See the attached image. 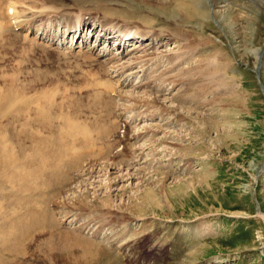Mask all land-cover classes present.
Returning <instances> with one entry per match:
<instances>
[{
    "label": "rangeland",
    "instance_id": "rangeland-1",
    "mask_svg": "<svg viewBox=\"0 0 264 264\" xmlns=\"http://www.w3.org/2000/svg\"><path fill=\"white\" fill-rule=\"evenodd\" d=\"M29 1L32 6L23 1H18L16 9L13 6L17 14L11 15L4 10L5 14L0 19L4 22L2 29L18 33L21 20L26 22L35 18L36 23L40 21L43 14L31 10L43 6L41 1ZM98 1L101 3L97 4ZM177 1L167 0V5L160 6L145 0H62L60 9L72 5L80 14L94 12L100 20L118 19L119 24L131 29L132 33L142 35L143 40L130 42L123 54L120 55L118 48L111 52L118 51L117 57L129 62L120 67L128 66V71L132 68L121 79V89L116 86L122 92L115 96L119 108L115 110L114 106V116L126 110L122 113L125 115L113 116L117 122L127 121L129 127L124 123L123 130L128 127L125 134L129 140L125 134V138L120 137L118 145L128 142L127 146H122L118 159L100 158L95 161L93 168L96 167V173L94 170L91 175L86 174L89 166L78 169L81 170L77 171L80 178L77 174L64 197L58 199L66 201L67 205L68 214L56 213L58 218H61L59 215L64 216L63 228L60 227L61 220L59 223L55 221L53 242L41 244L34 253L31 252L33 247L29 246L31 259L22 257L19 264H28L29 261V264H264V0H182L187 2L188 9L196 3L204 5L207 14L201 17L194 13L191 16L192 10L188 9V14L187 10L178 16L174 12L171 16L166 14L164 8L176 5ZM37 2L40 3L35 6ZM1 4L6 7V2L1 1ZM155 6H160L159 11ZM50 7L53 12L59 8ZM74 11L69 7L63 12L70 14ZM172 20H182V29L176 28ZM89 22L96 25L92 30L86 25ZM86 24L87 28L80 25L83 30L80 38V32L74 37L73 26L63 28V39L70 42L73 39L75 44L91 39L94 50L90 59L82 55L91 50L76 54L70 52L72 56L63 53L58 57L49 49L41 53L35 44L32 46L19 37L25 43L17 46L19 50L13 48L14 52L12 47H5L3 40L0 41V90L5 93L6 90L18 91L17 87L4 83L10 75H15L25 84L26 97L34 100L30 99L32 110L29 108L18 116L20 119L17 117L21 122L24 123L25 117L28 121L37 119L36 99L41 92L54 94L52 105L57 107V112L58 109L63 112L64 106L67 112L70 108L71 112H63L66 114L64 117L71 113V118L76 116V119L89 122L103 114V105H95V108L94 100L104 95L109 101L107 96L110 95L101 93L100 89L96 95L75 89L71 98L68 93L59 95L56 88L30 94L45 81L46 73L43 71L40 75L34 70L39 67L52 69L57 75L63 73L65 77L86 72L88 68H83L87 64L81 65L82 62L94 68L98 67V62H107V69L114 70L117 58L109 53L113 48L105 45L104 36L101 41L96 40L94 34L97 29L102 31L105 24L101 26L91 19ZM37 28L46 32L43 27ZM44 29L53 30L49 25ZM183 33L185 36L182 37ZM190 41L195 42V46ZM16 50L20 51L19 54ZM75 55H80V62L76 61ZM67 58L70 62H65ZM202 58H205L215 78L209 92L206 95L198 93L199 96L196 91L188 89L186 83L189 81L187 78H191L189 68ZM61 59L62 69L55 61ZM51 62L55 67L52 68ZM3 63H7L4 69ZM26 70L28 73L34 70L35 73L28 74ZM105 74L111 80L119 79L112 76L116 72ZM32 78L39 83L34 88L29 82ZM83 78L81 75L78 80ZM77 101L80 103L75 112L72 102ZM7 111L3 122L6 127L29 131L12 118V109ZM61 112L60 116L57 115L59 121L57 116L53 119L56 126L63 124ZM32 124L42 132L47 129H41L35 122ZM112 135L110 132L106 140H102L103 136L97 139L92 154L95 155V149L102 141L104 143L99 147L110 148ZM26 137L21 134L19 143L27 141L30 145L31 139ZM108 155L109 151H104V156ZM86 163L90 165L91 160ZM104 163H111L113 169H110L111 164ZM147 193L155 196V202L145 201ZM62 244L66 245L65 248L61 247ZM50 245H54L53 249ZM86 249L90 253L88 260L84 256ZM49 252L54 255H47Z\"/></svg>",
    "mask_w": 264,
    "mask_h": 264
},
{
    "label": "bare ground",
    "instance_id": "bare-ground-1",
    "mask_svg": "<svg viewBox=\"0 0 264 264\" xmlns=\"http://www.w3.org/2000/svg\"><path fill=\"white\" fill-rule=\"evenodd\" d=\"M1 1L3 3L6 2V7L4 4L3 5L1 4ZM18 1L30 3L32 6V3L29 0H13V2L8 1V0H0V15H1L0 19L5 14L4 10L9 9V7L12 8L13 6L16 9L18 6V4H17ZM141 1H144V0H140V2ZM145 1L150 2V4L154 2L155 5L160 4V6L163 4L167 5V0H145ZM41 2H42V4H49V6L51 5L54 8H58V7L60 8V6H62V3H63L62 0H41ZM38 3H40V2H37V4L35 6H37ZM58 3H60V5H58ZM96 3L100 4L101 2L98 1ZM186 4H187L186 1L183 2L182 0H179V1H177L176 5L169 7L167 9H165L164 7L163 8L165 10V13L169 14V16H171L173 12L175 13V16H178V14H183V12H185L188 9V8H186ZM200 4H201V2H200ZM26 5H28V4H26ZM103 8H104V6H103ZM158 8L156 7L157 10H158ZM157 10H155V11L157 12ZM188 10H192V11H190L192 14L189 13L191 16H194V13L197 14L198 16H201V17H203V16H205V14H207L206 7L204 5H199V3L192 5ZM188 10H187V14L189 12ZM230 13H232V12L230 11ZM78 16H76L77 21H78ZM186 16H189V15H186ZM16 17L17 16H15V18ZM172 18H174V17H172ZM2 20H0V41L3 40L2 43L4 45H6L5 47H7V45H8V47H12V52H14L13 48L14 49H15V47L18 48L19 45H21V44L23 45L25 43V41H23L24 43H22V41L19 40V38L16 34L14 35L8 31H6L7 28H6V30L2 29V27H3L2 25H4V22L2 23ZM6 20L7 19L4 20L6 22V24H9ZM18 20L19 19L17 18V21ZM169 20L171 21V19H169ZM183 21H185V20L183 19ZM183 21L178 20V22H175L172 20L173 24L178 29H182L181 23H183ZM101 26H102V24H101ZM73 27H74V29H73L74 30V37L78 34V32H80L79 33V38H80L83 30L77 24L74 25ZM58 30H60V29H57L56 32ZM101 30L103 31V27ZM61 32H62V36H63L64 35L63 28L60 30V33ZM128 34H130V33L121 34V36H124L126 39ZM183 36H185L184 33H183L182 37ZM209 40H211V39H209ZM73 41L74 40L72 39V42ZM194 41H196V40H194ZM104 42H106V41H104ZM120 42L123 43L122 38H121ZM190 43L195 46V42L190 41ZM33 44L34 43L30 42V45L34 46ZM154 44L155 43L153 42L152 45H154ZM32 46H31V48H33ZM24 47L26 48V45ZM117 48H118V50H119V48H121L122 54H123V51L125 49L124 45H120ZM18 50H19V48H18ZM193 50H194V48H192V51ZM16 52H17V50H16ZM19 52L20 51H18L17 53L19 54ZM52 53H54V51ZM55 53L58 55V57L63 56V53L64 54L67 53L70 56H72V54L70 52H65V51L55 52ZM128 53L130 54V52H128ZM67 54H66V56H68ZM66 56H64V57H66ZM70 56L68 58H70ZM82 56L85 59H90L92 57V55L90 53H85ZM0 57H1V54H0ZM79 58H80V55H75L76 61H79L80 60ZM120 58H121V56H120ZM138 58H143V57H138ZM205 58H207V57L205 56ZM205 58H202L201 61H200V59H198L197 62H195L192 65V67L189 68L191 78H189V79L187 78V81L188 80L189 81L186 84L188 86V89L190 88V89L196 91L197 95H199V94L200 95L201 94L206 95L209 92V88L211 86L212 79L215 78L211 69L210 70L208 69L209 66L206 65ZM46 59H48V58H46ZM48 60H50V59H48ZM158 60L159 59H157L156 61H158ZM17 62H18V60H17ZM52 62H53V59H52ZM68 62H70V60ZM6 64L3 63L1 65V66H3V69H4V66H6ZM89 67H91L90 64H89L86 72L81 73L80 75L74 74L73 76L71 75L69 77H65L63 75V73H61L60 75H57L56 71H54L52 69H43L41 67H39V69H34V70H36L35 71L36 73L40 74V72L43 73V71L46 73L44 76L45 81L41 82V87L38 90L37 89L31 90L30 94H38L40 91H43V90H46L49 88H53V90H54V88H56L57 92L59 91V93H58L59 95H61L62 92L68 93L70 98L74 97L73 95H75L74 94L75 89L87 92L88 94L93 92L95 95L98 93V91L101 90V93L112 96L114 98V100H115V96L121 95L122 90H118V88L116 86L118 85V83H122V81L120 79H117V81L115 80V82H113L109 76H106L105 73L107 71H105V73L103 74L102 71L105 70L103 63H99L97 68H94V67L89 68ZM50 68H51V65H50ZM52 68H53V65H52ZM106 69H107V67H106ZM34 70H32L30 73H33ZM26 72L28 73L27 70H26ZM187 72H188V70H187ZM30 73H28V74H30ZM81 75H82V77H85V78H83L84 80H78V77H80ZM188 75H189V72H188ZM207 76H211V78H209ZM85 79H86V82H85ZM208 79L210 81H208ZM57 80H59V83H56ZM185 81H183L184 84H185ZM29 82H31V85L33 88L36 86V84H39V83H37V80L35 78H32L31 80H29ZM4 83H6L10 86H15V87H17L16 89H19V90L16 91L14 89V91L10 90L8 92L6 90V93L4 90H3L4 93L2 90H0L2 93V94H0V264H19L22 257H24L28 260L31 259L30 256H28L29 250H30L29 246L33 247V249H31V252L34 253L36 251V249H38L41 244L53 242L52 239H54V236L52 234V231L55 228V221H58V223H59V220H61L60 227L63 228V221H62L63 215H59V217L61 216V218H58L56 216V213H57V211H60V212L65 214L67 212V207H66L67 205H66V201L62 202V200L58 201V199H60L61 197H64V193L67 190L66 188H68L69 184H72V183H70L71 181L76 179V175L78 173L73 174L74 172H72V170L75 169L76 167H79L78 169L83 170L81 163L86 164V157H89V155H88L89 150H92L94 144H96L95 142H97L96 140L100 139L101 136H103L102 140H106L107 137L109 136L110 132L113 135L109 139H111V138H112L111 140L115 139L116 135L114 134L113 130L116 126V123L114 122L115 120H113L114 119L113 116L115 115L116 112L114 110V102H113L112 98L110 96H107V98L109 99V101H108L107 99H105L104 95L103 96L99 95V96H97L98 98H96L94 100V103L95 102L96 103L95 104L93 103L94 104L93 106L95 107V105H98V104H100V106L103 105L102 108H104V112H103V114L98 115L96 117L94 114V116H92V117L93 118L95 117V118L92 121L86 122V119H85V122H83L84 121L83 119H82L83 121H81V119H79V118L76 119V116L73 119V118H71V117H73V116H71V113L69 114L70 115L69 117L68 116L64 117L63 115L65 113H69V111H70V108H68L69 107L68 103H66L68 105V107H67L68 112L65 109V106H64L65 103L62 104L64 106V107L62 106L63 107L62 111L65 113L63 114V112H61L60 109H58V112H57L56 111L57 107L55 108L52 105L53 104L52 98H53L54 94H52L51 91H50L51 94H49L48 92H41L36 99V101H37L36 103H38V110L36 112V117L38 120L36 118H34L32 121H28V120H26V117H25L24 123H23V122H21L22 120H19L20 118L18 116H22L24 113H26L29 110L30 103L32 100L30 97L29 98L31 100L26 97L27 94H26L25 87H24L25 84H22L23 82L19 81V79H17V76H15V75H10L9 78H6L4 80ZM172 83H174V81H172ZM18 84H21V85H18ZM20 90L22 91V93ZM114 92H115V94L113 95ZM35 98H36V96H35ZM87 98H89V97L87 96ZM62 100H63V98H62ZM194 100H196V99H194ZM32 101H34V100H32ZM63 102L64 101H62V103ZM69 102H71V101H69ZM80 102H78V101L72 102L73 103V106H72L73 109L72 110L75 109L74 111L76 112L78 110L77 104H79ZM196 102H198V101H196ZM58 103H61V102H58ZM72 103H70V104L72 105ZM34 105H35V102H34ZM57 105H58V107L61 106V105L59 106V104H57ZM35 107H32V108L34 109ZM6 109H8V111L10 109H12V113L14 112L11 115L12 118L15 121H17L16 123L21 122L23 124V125L21 124V128L23 126L25 128H28L29 131L27 132V129L26 130L20 129V131H21L20 132L18 128L14 129L12 127H10V128L6 127L3 124L4 119H6V115H4ZM79 109H82V107H80ZM101 110L102 109H100V110L97 109V111H99V112ZM8 111H7V113H8ZM79 111H81V110H79ZM54 112H56L57 114L54 115ZM60 112L62 114L61 119H63V124H59L58 126H56L53 119L55 116L60 114ZM75 112H73V113H75ZM94 112H96V111H94ZM78 113H80V112H78ZM91 114H92V112H91ZM25 115L27 116V114H25ZM76 115H78V114L76 113ZM58 116H60V115H58ZM58 116L56 117V120L58 119ZM79 116H80V114L78 115V117ZM3 117H5V118H3ZM58 121H59V119H58ZM209 121H210V119H209ZM32 122H35V125L40 126V128L44 127V128L49 129L48 130L49 132L46 131L47 129H44V132H42L43 130L42 131L37 130L36 129L37 126H34L32 124ZM14 123L12 122V124H14ZM53 123L55 126H53ZM207 125H209V124H207ZM10 126H11V124H10ZM45 131L48 134H45ZM53 131H57V132L55 134H53L52 133ZM122 131H123V133L119 134V135L121 138H125V135H124L125 131L124 130H122ZM116 132H118V131L116 130ZM21 134H24L29 139H31V143L28 141L30 143V145L27 144V141L25 143H21V142L19 143V139H20ZM99 134H100V136H99ZM101 144L102 143L98 144V146L96 147V150L94 152L95 155H92L91 157H93V156L98 157L99 155L101 157L104 156V151L106 152V150L103 149L102 147L100 150L98 149L99 145H101ZM116 153H118V154H116ZM121 154H122V150H116L114 156L117 157V156H120ZM104 164L108 165L111 163H104ZM93 166H94L93 162H91V164L89 165V167L86 170V174H88V175L92 174V172L96 169V167L93 168ZM116 168H114V169H116ZM110 169H113V165L110 167ZM94 172L96 173V170ZM97 173H98V171H97ZM79 175H81V174H78L77 176L79 177ZM107 175H109V174H107ZM110 176H108L109 177L108 179H110ZM113 180H115V179H113ZM64 186H66V187L63 188ZM110 186H112V185L110 184ZM56 188H58V190ZM49 200H51V201H49ZM155 200H156L155 196H152L150 193H147L146 199H145L146 202H155ZM66 214H68V213H66ZM76 240H84V239L83 238H77ZM58 244H59V241H58ZM35 246H37V247L34 249ZM65 246H66L65 244L61 245L62 248H65ZM53 247H54V245H50V249H53ZM74 247L75 246L69 247V250L73 249ZM47 255L53 256L54 253L49 252ZM84 256H85L86 260H88L90 258V253L88 252L87 249L84 252ZM110 256H112V255L110 254ZM29 263H30V261L28 262V264ZM89 264H91V263L89 262Z\"/></svg>",
    "mask_w": 264,
    "mask_h": 264
}]
</instances>
